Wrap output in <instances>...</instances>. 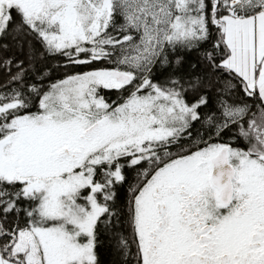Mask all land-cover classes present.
Masks as SVG:
<instances>
[{"label":"snow or ice","instance_id":"1","mask_svg":"<svg viewBox=\"0 0 264 264\" xmlns=\"http://www.w3.org/2000/svg\"><path fill=\"white\" fill-rule=\"evenodd\" d=\"M0 73V264H264V0H0Z\"/></svg>","mask_w":264,"mask_h":264},{"label":"trees","instance_id":"2","mask_svg":"<svg viewBox=\"0 0 264 264\" xmlns=\"http://www.w3.org/2000/svg\"><path fill=\"white\" fill-rule=\"evenodd\" d=\"M216 34L213 31L212 36L210 40L207 43H204L199 50H193L191 52H185L182 53V55L185 58L184 63V71H188L190 65L192 64H199V68L197 71L202 72L204 74H209L210 70L207 68L206 64H204L201 61V56L205 50H211L212 42L215 40ZM5 43H8L11 45L9 52L6 53L8 56H12L17 53V48L15 45L12 44L11 38H6ZM62 58L61 57H50L46 60H42L40 64H38V67H42L43 65H48L50 71L49 75L52 80H56L59 78H62L66 69L62 66ZM85 69L83 68H77V69H67V71H83ZM167 75V73H164L163 75H160L159 78L163 79L164 76ZM211 79H215V77H211ZM6 79H0V83H2ZM214 89H211L209 92L210 98H214ZM111 99H116L113 95V93L109 94ZM127 188L128 185H124L120 189V203H124L127 198ZM126 210V209H125ZM124 219L121 218L120 221L116 224L117 228L119 229V235H123L127 237V233L125 231L126 225L124 224ZM119 224V225H118ZM97 254H98V260L99 264H123V257H121L115 247V242L111 239L110 233H104L101 232L99 236V241L97 245Z\"/></svg>","mask_w":264,"mask_h":264},{"label":"flooded vegetation","instance_id":"3","mask_svg":"<svg viewBox=\"0 0 264 264\" xmlns=\"http://www.w3.org/2000/svg\"><path fill=\"white\" fill-rule=\"evenodd\" d=\"M0 79H1V80H2V79H7V76H5V75H3L2 73H0ZM113 95H114L115 97H117V94L114 93V92H113ZM134 182H135V172H134V171H129V172H128V184H132V183H134ZM128 184H125V185H128ZM124 224L126 225L125 231H126V233H127V237H128L129 239H131V231H130V229L128 228L126 221H124ZM118 225H119V224H118ZM132 247H133V250H134L135 246L133 245Z\"/></svg>","mask_w":264,"mask_h":264}]
</instances>
